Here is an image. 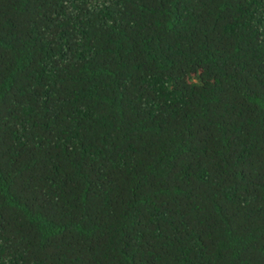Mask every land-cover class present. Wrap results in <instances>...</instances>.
I'll return each instance as SVG.
<instances>
[{"label": "trees", "instance_id": "1", "mask_svg": "<svg viewBox=\"0 0 264 264\" xmlns=\"http://www.w3.org/2000/svg\"><path fill=\"white\" fill-rule=\"evenodd\" d=\"M0 264H264V0H0Z\"/></svg>", "mask_w": 264, "mask_h": 264}]
</instances>
